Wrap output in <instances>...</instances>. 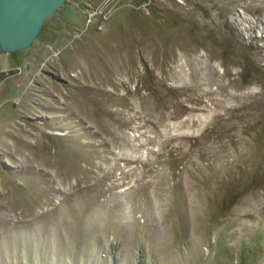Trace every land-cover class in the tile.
Instances as JSON below:
<instances>
[{
  "label": "rangeland",
  "instance_id": "rangeland-1",
  "mask_svg": "<svg viewBox=\"0 0 264 264\" xmlns=\"http://www.w3.org/2000/svg\"><path fill=\"white\" fill-rule=\"evenodd\" d=\"M107 1L0 54V264H264V0Z\"/></svg>",
  "mask_w": 264,
  "mask_h": 264
},
{
  "label": "water",
  "instance_id": "water-1",
  "mask_svg": "<svg viewBox=\"0 0 264 264\" xmlns=\"http://www.w3.org/2000/svg\"><path fill=\"white\" fill-rule=\"evenodd\" d=\"M65 0H0V54L30 46L44 21Z\"/></svg>",
  "mask_w": 264,
  "mask_h": 264
},
{
  "label": "bare ground",
  "instance_id": "bare-ground-1",
  "mask_svg": "<svg viewBox=\"0 0 264 264\" xmlns=\"http://www.w3.org/2000/svg\"><path fill=\"white\" fill-rule=\"evenodd\" d=\"M104 10V8L103 9H97V11H95V13H98V14H100L99 16L100 17H102V11ZM105 11V10H104ZM249 29H252V26L250 25L249 26ZM194 49V48H193ZM192 50V49H191ZM211 54H205V59L207 60V61H209L210 59H211ZM170 61H172L173 59H175V57H174V55H173V53H171L170 54V56H169V58H168ZM110 64V63H109ZM106 66V65H105ZM108 66V70H109V68L110 67H112V69H110V74L111 73H113V72H117V71H121V70H123V71H126L128 74H129V76L131 77V76H133V74L131 73V68H132V65H131V63H129L128 61H125V59L124 60H121L120 62H118V61H116L115 63H113V64H110V67H109V65H107ZM105 68V67H104ZM180 70L179 71H177L178 72V74L181 76V77H185V72H184V69H183V66H180ZM99 70V69H98ZM101 70V69H100ZM122 71V72H123ZM95 72V74L93 75V78L95 77V78H97L98 79V82H99V86H97L98 87V90L102 93V94H104V95H106V98H108V99H106V100H104L105 102H106V104H107V106L110 108V107H112V106H116V108L115 109H111V111L110 110H103L104 111V113L106 114V116H109V118H110V120H111V122H109L108 124L109 125H111V126H109V125H107V124H105V123H102V125H103V128L102 129H99L100 131H102V132H104V133H106V134H108V133H115L119 128H121L122 126H124L127 122H129L131 119H133V117L135 116H130L128 119H126V118H124V114H125V109H126V105H127V102H126V96L124 95V96H121V95H118L117 94V91H118V89L120 88V87H125L124 85H125V83H123V81H120L119 83L118 82H113V81H109V79L110 78H108L107 77V75H106V77L105 76H99V72L98 71H94ZM125 72V73H126ZM102 73V72H101ZM106 73V72H105ZM103 74V73H102ZM114 74V73H113ZM121 74H124V72L123 73H121ZM124 76V75H123ZM190 76H193V74H190ZM128 78V77H127ZM112 79V78H111ZM110 79V80H111ZM119 80V79H118ZM110 82H112V86H111V91L110 92H106V91H104L103 89H102V87L106 84V83H109L110 85H111V83ZM108 86V85H107ZM96 87V88H97ZM176 93L177 94H180L179 93V91H176ZM99 94V93H98ZM132 94V93H131ZM145 97H147V95L146 96H144V98ZM100 99V98H99ZM79 105V104H78ZM118 106H121V107H118ZM82 107L83 108H80V110H81V112L87 117V118H89V119H91L90 117H91V115H93L94 116V112L95 111H93V110H91V112L92 113H90V110H88L87 109V107L86 108H84V106L82 105ZM107 108V107H106ZM180 110H181V107L180 106H176L175 108H174V111H173V113H171L170 115L171 116H178L179 115V112H180ZM99 111H100V109H99ZM101 112V111H100ZM103 115V114H102ZM105 116V115H104ZM104 122V121H103ZM239 138V137H238ZM235 140V139H234ZM241 140V139H240ZM236 142V141H235ZM239 142H241V141H239ZM237 143V142H236ZM241 144V143H240ZM242 145V144H241ZM236 146V145H235Z\"/></svg>",
  "mask_w": 264,
  "mask_h": 264
},
{
  "label": "built area",
  "instance_id": "built-area-1",
  "mask_svg": "<svg viewBox=\"0 0 264 264\" xmlns=\"http://www.w3.org/2000/svg\"><path fill=\"white\" fill-rule=\"evenodd\" d=\"M109 1V0H108ZM108 1L106 2V4L108 3ZM104 14V13H103ZM102 18H103V15H102Z\"/></svg>",
  "mask_w": 264,
  "mask_h": 264
}]
</instances>
